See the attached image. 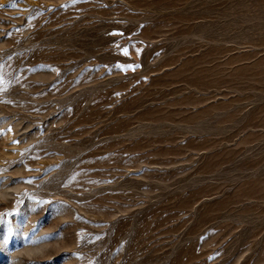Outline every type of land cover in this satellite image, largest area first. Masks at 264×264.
<instances>
[{"label":"rangeland","instance_id":"374dc122","mask_svg":"<svg viewBox=\"0 0 264 264\" xmlns=\"http://www.w3.org/2000/svg\"><path fill=\"white\" fill-rule=\"evenodd\" d=\"M0 264H264V0H0Z\"/></svg>","mask_w":264,"mask_h":264},{"label":"snow or ice","instance_id":"6c2138e0","mask_svg":"<svg viewBox=\"0 0 264 264\" xmlns=\"http://www.w3.org/2000/svg\"><path fill=\"white\" fill-rule=\"evenodd\" d=\"M123 51H125V52H126V49H124Z\"/></svg>","mask_w":264,"mask_h":264}]
</instances>
